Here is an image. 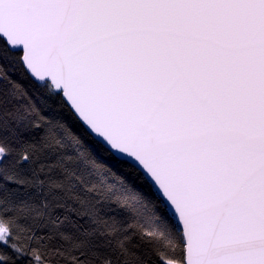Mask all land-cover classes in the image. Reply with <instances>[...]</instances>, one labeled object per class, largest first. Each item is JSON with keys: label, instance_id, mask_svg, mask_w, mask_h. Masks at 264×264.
<instances>
[{"label": "snow or ice", "instance_id": "obj_1", "mask_svg": "<svg viewBox=\"0 0 264 264\" xmlns=\"http://www.w3.org/2000/svg\"><path fill=\"white\" fill-rule=\"evenodd\" d=\"M0 264H264V0H0Z\"/></svg>", "mask_w": 264, "mask_h": 264}]
</instances>
